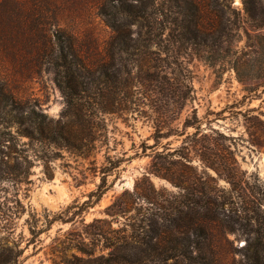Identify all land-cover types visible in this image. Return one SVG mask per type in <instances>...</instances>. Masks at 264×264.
<instances>
[{
	"label": "rangeland",
	"instance_id": "374dc122",
	"mask_svg": "<svg viewBox=\"0 0 264 264\" xmlns=\"http://www.w3.org/2000/svg\"><path fill=\"white\" fill-rule=\"evenodd\" d=\"M155 3L171 17L168 0ZM94 4L0 0V89L14 103L3 109L0 101V264H264V94L245 100L228 65L186 50L179 60L194 100L168 113L176 116L169 127L181 132L194 109L201 133L182 145L190 127L148 148L152 105L168 88L159 76L154 95L142 79L147 66L166 67L168 56L161 51L144 62L140 49L127 62L130 76H121L126 89H112L118 94L101 97V107L93 90L77 88L82 102L68 106L54 69V34L73 37L89 64L108 61L110 29ZM231 8L233 52L254 32L241 0ZM250 109L262 124L248 120ZM202 135L208 140L198 141ZM195 141L224 149L229 175L204 167ZM106 174L95 202L90 194Z\"/></svg>",
	"mask_w": 264,
	"mask_h": 264
},
{
	"label": "trees",
	"instance_id": "16d2710c",
	"mask_svg": "<svg viewBox=\"0 0 264 264\" xmlns=\"http://www.w3.org/2000/svg\"><path fill=\"white\" fill-rule=\"evenodd\" d=\"M168 2L169 8L166 12L171 14V17L166 13L156 12L155 0H95L97 16L110 29L109 40L105 44L109 60H99L96 65L89 64L85 56L76 51L73 37L54 34V69L57 81L66 91L68 106H78L82 102L76 97L77 88L83 92L93 90L98 97L94 100L100 106L103 99L101 97L106 95V98L110 99L111 95L118 94L112 89H119L120 92L126 89L127 84L121 76H130L127 62L134 61L132 55L140 49L143 57L161 51L167 54L166 67L147 66L142 79V86L151 88L150 85L153 87L152 83H157V77L160 76V84L168 88L164 91L166 92L164 100L152 105L155 107L154 113L157 118L152 136L154 144L148 148L156 147L161 139L171 135L182 136L190 127L195 131L191 135H186L182 145L191 138L196 140L201 133L194 109L191 117L184 119L181 132L169 127L176 116L174 118L173 114L170 116L168 113H172L174 107L181 109L194 100L192 88L186 84L188 78L185 73L188 71L179 60L186 50L201 52L206 63L210 65H215L218 61L228 65L237 81L243 85L245 100L258 97L260 93L264 94V32H261L264 30V0H241L243 13L254 34L252 36L246 34L247 45L233 52L230 50L234 25L231 19L234 14L231 8L232 0H223L224 4H220L218 0H168ZM2 21L7 25L11 23L8 18ZM164 29L168 30V34L163 40ZM162 43L165 46H161ZM153 47L156 51L151 50ZM246 48L247 51H244ZM142 61L145 62L146 57ZM174 84L179 85V89L174 91L172 89ZM155 87L151 92L154 95L157 91ZM259 89H262L261 92ZM0 101L3 109L8 106L13 108L12 99L2 88ZM252 111L253 109L246 110V116ZM248 120L262 124V121L255 116H248ZM39 132L43 138V130L39 129ZM212 133L225 139L221 134L214 131ZM61 139L65 142L67 140V138ZM205 139L208 140V137L202 135L198 141ZM198 141H195L193 151L204 167L212 169L217 177L222 175L220 167L229 175V160L223 153L224 149H219L214 141L212 143L207 141L205 146H198ZM175 152H169L166 156L170 157ZM106 177L107 174L103 176L97 189L90 194V198H94L95 202H98L106 191L104 188ZM86 255L89 257L91 253ZM95 262L91 258L84 261L85 264H96ZM103 264H109L108 260L106 259Z\"/></svg>",
	"mask_w": 264,
	"mask_h": 264
}]
</instances>
